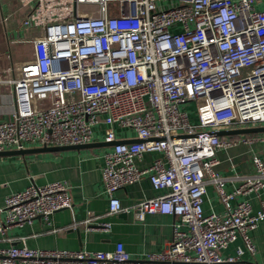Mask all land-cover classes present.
Segmentation results:
<instances>
[{
    "label": "built area",
    "instance_id": "1",
    "mask_svg": "<svg viewBox=\"0 0 264 264\" xmlns=\"http://www.w3.org/2000/svg\"><path fill=\"white\" fill-rule=\"evenodd\" d=\"M21 24L32 37L15 40L19 59L0 71L13 94V111L0 121V151L28 144L61 146L93 141L96 127L111 149L103 153L107 214L122 207L117 189L148 179L166 191L134 207L177 219L160 252L132 258L122 243L113 250L0 247V264H255L249 231L264 222V202L253 211L239 195L264 187V160L240 175L234 189L215 166L218 150L250 143L256 136L205 131L264 124V8L259 0H18ZM94 6L93 10L84 8ZM193 102L197 121L185 104ZM131 129L126 142L115 128ZM264 139V136H263ZM159 152L149 165L136 160ZM217 191L224 211L204 213L206 185ZM66 181L30 184L5 196L0 234L7 227L48 220L71 208ZM91 213L86 223L108 232L110 222ZM97 220V221H96ZM238 237L234 255L223 251Z\"/></svg>",
    "mask_w": 264,
    "mask_h": 264
},
{
    "label": "crops",
    "instance_id": "2",
    "mask_svg": "<svg viewBox=\"0 0 264 264\" xmlns=\"http://www.w3.org/2000/svg\"><path fill=\"white\" fill-rule=\"evenodd\" d=\"M257 7L264 8V0H259ZM24 16L25 11L18 0H0V71L19 59L22 49L15 40L36 34L37 30L25 28L21 24ZM13 108L11 89L0 84V121L8 119ZM115 131L124 141L136 139L131 129L116 127ZM247 135H255L256 139L216 152L219 162L215 170L226 177L227 191L240 183V175L255 172L253 155L264 160V133L243 134ZM92 142L95 145L79 150L0 156V209L7 194L33 183L41 185L52 181L68 183L73 204L71 208L54 212L48 220L38 216L31 223L7 227L5 234H0V247L25 244L32 249L98 251L113 250L116 243L120 242L132 258H143L148 253L164 249L171 239L172 225L177 218L171 214L156 212L147 213L139 220L134 215L133 207L141 199L154 197L166 190L154 188L148 179L128 184L115 192L125 209L107 214L108 197L104 190L101 168L104 163L103 153L111 149V144H101L104 136L100 127H96ZM36 146L28 144L25 148ZM160 156L159 152H144L135 163L139 167H145ZM243 199L250 202L253 211H257L264 202V187L259 192L239 195L233 203ZM202 207L204 213L224 211V205L211 183L206 185ZM91 213L100 215L98 220L109 221L110 230L105 232L95 229V221L86 223ZM0 218H3L1 211ZM249 234L255 250H245L241 257L255 264H264V222H258ZM239 246L243 247L240 237L223 254L234 255Z\"/></svg>",
    "mask_w": 264,
    "mask_h": 264
},
{
    "label": "water",
    "instance_id": "3",
    "mask_svg": "<svg viewBox=\"0 0 264 264\" xmlns=\"http://www.w3.org/2000/svg\"><path fill=\"white\" fill-rule=\"evenodd\" d=\"M203 134H216L220 136L224 135H241V134H251V133H264V124L263 125H257V126H249V127H241V128H231V129H220V130H213V131H205L202 132ZM126 141V140H125ZM137 141V139L134 140H128L126 142H132ZM119 141L114 142H106L104 141L101 144H114ZM95 145L94 142H89L85 144H76V145H61V146H36L32 148H22V149H10V150H1L0 156H6V155H26V154H37V153H43V152H53V151H62V150H68V149H75L79 150L81 148L90 147Z\"/></svg>",
    "mask_w": 264,
    "mask_h": 264
},
{
    "label": "rangeland",
    "instance_id": "4",
    "mask_svg": "<svg viewBox=\"0 0 264 264\" xmlns=\"http://www.w3.org/2000/svg\"><path fill=\"white\" fill-rule=\"evenodd\" d=\"M86 11H91L94 9V6H88L86 8H84ZM185 108L186 110L189 112L190 114V118L192 120V122H196L197 121V114H196V111H195V105L194 103L191 101V102H188L185 104Z\"/></svg>",
    "mask_w": 264,
    "mask_h": 264
}]
</instances>
